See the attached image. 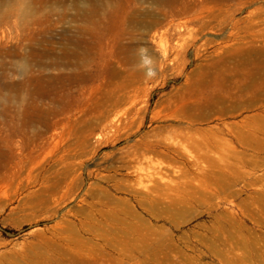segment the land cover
<instances>
[{
  "label": "rangeland",
  "instance_id": "374dc122",
  "mask_svg": "<svg viewBox=\"0 0 264 264\" xmlns=\"http://www.w3.org/2000/svg\"><path fill=\"white\" fill-rule=\"evenodd\" d=\"M16 1L0 7V63L17 64H0L4 139L11 92L2 76L19 79L31 48L56 55L60 30L82 24L60 23L59 9L95 6L42 0L31 20H21L27 6ZM210 1H97L116 8L105 18L103 46L91 52L96 78L74 88L65 101L74 109L55 117V131L36 136L32 128L27 144L17 135L14 149H0V264H264V69L244 58L247 44L224 57L213 46L200 49L231 24L192 39L200 19L169 7L240 6L234 13L240 18L264 0ZM148 11L158 18L150 28L131 21ZM141 45L156 60L152 79L135 67L139 57H130L131 46L135 53ZM114 69L122 124L97 125L91 111L112 87ZM21 160L32 161L31 175L38 176L28 187L15 178L23 164L30 170Z\"/></svg>",
  "mask_w": 264,
  "mask_h": 264
},
{
  "label": "bare ground",
  "instance_id": "6f19581e",
  "mask_svg": "<svg viewBox=\"0 0 264 264\" xmlns=\"http://www.w3.org/2000/svg\"><path fill=\"white\" fill-rule=\"evenodd\" d=\"M41 1L42 0L16 1L20 6H27L21 10L20 19L23 20L24 18H28L31 20L33 16V8L39 6ZM97 1L108 3L110 0H94L93 4L95 6H74L76 8V12L74 13H70L68 10L63 8L59 9L57 14L60 23L67 20H80L82 24L78 26V29L75 30V32H73L70 28H62L60 30L59 36L62 41L59 42L61 45L58 47L57 53L53 58L49 57L50 54L46 51H42L39 48H31L28 57L20 61L22 73L19 79H15L13 76L14 74L2 76L9 78L8 81H5L7 88L11 92L6 105V111L9 112L11 129L8 139H4L0 136V149L4 146L14 149L17 146V143L14 142L13 137L22 135L24 140H26V138H30L28 134L32 128V131L36 136H41L52 130L55 131L59 127V119L54 120L55 117L63 114L65 110L71 111L74 109V107H72L73 105L68 106L67 102H65L66 99L73 97L74 88H76L77 85H81L96 78L92 69L94 59L91 57V52L97 45H102L105 18L116 8V6H96L97 4L99 5ZM217 1L218 0H215L213 2ZM219 1L221 3L227 0ZM7 3L8 0H0V7L7 5ZM215 4L217 5L218 3ZM227 4L229 5V3ZM169 7L172 12L176 7L177 13L190 14V21L196 19V21H198V19H200L198 28H192L189 31L192 39L197 38L198 35L206 28L216 25L223 27L226 24H231V29L226 32L223 38H219L217 40L205 38L202 41L200 49L202 48V50H204L208 46H213L214 50H212V53L219 56L222 55L221 57H224L223 54L229 49L239 48L247 44L246 46L250 50L243 52L245 55L244 58L254 67L259 66L264 69V6H257L251 10L248 15L240 18H234V13L240 6ZM4 14L8 15L9 11H3V15ZM131 21H133L136 25L147 26L150 28L158 21V18L156 17V13L148 11L144 12L143 16L138 14L136 18H133ZM243 22L247 23L242 25ZM44 41L48 40L45 39ZM258 41L261 42V45L258 46V43L256 46ZM130 51L132 52L130 56L132 59L135 57L134 48L132 46ZM16 53L17 52H14V55H16ZM197 54L200 55V52L198 51ZM242 54L237 56H243ZM0 64L2 66L10 65L12 68L17 65L15 60L12 59L3 61ZM50 68H52V71L49 70ZM112 74L113 77L110 76L109 80L107 77H104V79L108 80L107 82H111L112 87L104 91L102 103L99 104L97 108H93L91 114L95 113V117L97 118L95 122L97 125L104 123L105 125L110 124L113 127H118L122 124V119L117 109L120 105L119 103L121 102L118 94L119 84H117L116 79L112 81L113 78H117L118 71L114 69ZM77 88H79V86ZM78 111H82V109H79ZM86 112L88 111L86 110ZM91 120V116L87 118V122L90 123ZM88 125H86V127ZM93 130L94 129L92 128L90 132H93ZM27 142L29 141L26 140L25 143L27 144ZM68 146L69 145H67V147ZM144 158L145 157H143V159ZM57 160L63 161L64 158L60 156ZM21 162L24 163L25 161L21 160ZM25 163L28 164V167L30 166V170H26V164H23V168H21L22 172L15 176V178L17 185L20 184L21 186L24 185L25 187H28L31 183L37 181L38 176L32 177L31 175L32 161ZM151 172L152 171H150V173ZM157 172L155 171V174L159 175V172ZM140 173L143 175L142 172ZM159 176H161V174ZM163 179L165 178L163 177ZM46 181L47 175L43 176L42 183H45ZM144 181L145 179L143 182ZM20 185L19 188L21 187ZM144 186L145 185H143V187Z\"/></svg>",
  "mask_w": 264,
  "mask_h": 264
},
{
  "label": "clouds",
  "instance_id": "9594fccd",
  "mask_svg": "<svg viewBox=\"0 0 264 264\" xmlns=\"http://www.w3.org/2000/svg\"><path fill=\"white\" fill-rule=\"evenodd\" d=\"M135 55L139 57V63L136 68L145 69L144 75L146 79H152L158 74L156 60L150 49L146 45H141L135 50Z\"/></svg>",
  "mask_w": 264,
  "mask_h": 264
}]
</instances>
